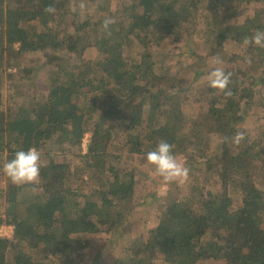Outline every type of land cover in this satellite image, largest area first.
<instances>
[{"label": "trees", "instance_id": "1", "mask_svg": "<svg viewBox=\"0 0 264 264\" xmlns=\"http://www.w3.org/2000/svg\"><path fill=\"white\" fill-rule=\"evenodd\" d=\"M49 5L54 13L44 11ZM116 6L0 0V227H13L11 238L0 236V264H77L85 248L80 238L100 233L134 234L125 258L114 264H264V125L254 139L242 126L246 110L264 115V105H253L264 89V48L243 43L264 31V0H120ZM203 12L207 29L199 26ZM131 41L137 59L127 54ZM231 43L245 49L248 66L224 68L232 74V96L209 84L198 90L206 99L204 117L188 118L184 109L204 74L195 70L204 61L196 49L205 45L209 57L227 59ZM91 49L96 56L85 57ZM190 49L185 61L157 59H180ZM30 56L41 64H29ZM33 75L44 83L18 98L14 83ZM238 131L245 139L236 146L231 138ZM162 140L191 170L180 185L185 194L141 198L129 160ZM31 147L42 153L40 182L14 185L3 165ZM192 171L199 176L193 179ZM138 201L164 204L158 224L139 235L132 223Z\"/></svg>", "mask_w": 264, "mask_h": 264}, {"label": "rangeland", "instance_id": "2", "mask_svg": "<svg viewBox=\"0 0 264 264\" xmlns=\"http://www.w3.org/2000/svg\"><path fill=\"white\" fill-rule=\"evenodd\" d=\"M119 1L120 0H107V2H109V4L111 5V11H115L117 7L116 5ZM206 15L207 13L203 12L199 16V21H200L199 26L202 29H207L205 25ZM132 40L135 41L134 38H132ZM134 41H131L128 44L129 47L127 54L137 59L138 46L137 43ZM181 47H184V44H182ZM203 49L209 51V49L206 48L205 45L199 46V48L196 49V52H198L199 55L203 56L204 61L203 63L200 64L199 68L197 67L195 68V70L201 71L204 74L198 80L195 87L192 89V94L189 98L190 101L187 102V106L184 109L188 118L197 121L201 120L204 117L205 113L207 112L206 99L200 95V91L201 92L202 90L205 91L204 89L208 87L209 85L207 79L208 76H206L205 73L211 71L213 68V65L210 63L211 57H209L207 51ZM225 49H226L227 59H223L224 68H228L229 64L232 68L234 66L237 68L239 65H241L240 69L248 68V66L243 64L242 62L244 54L246 55L245 49L243 47L231 43L230 45H226ZM94 51L95 50L93 49L88 50L85 53V57L90 58L96 56V53ZM192 51L193 50L190 51L191 53L190 52L186 53L187 56L184 55V57L180 59L171 58V57L164 59L162 56L157 59L162 63L163 62L176 63L178 60L185 61L187 60L190 54H193ZM37 61L40 62L41 64L42 60H40L38 56H30L28 58L29 64ZM192 61L196 62L198 61V59L194 58L192 59ZM8 72H13V70H8ZM30 79H22L20 81L17 80V83H14V85L16 86L15 90L16 92H18L17 93L18 98H20L19 97L20 92L26 91L28 93H34L35 88H40V86L44 83L39 75H33L31 76ZM37 85L39 87H37ZM261 89L262 91L257 96V101L253 104L254 107L264 105V89L263 88ZM7 95L5 94L6 97ZM245 117L246 120L242 126L245 127L246 132L249 133L248 136L254 139L257 136L258 129L260 128V126L263 127L264 125V115L251 114L246 110ZM89 141H90V135H86L81 145V150L83 154L87 152V146L89 144ZM216 141L217 139L215 140V138H212L211 141V145H213L212 147L215 146L214 144L216 143ZM70 150H71L69 153L70 161H72L73 165L76 166L79 165L80 163L79 158L73 155L74 150L72 149ZM129 163H131L138 171L139 184L137 191L138 193H141L140 194L141 198L143 197V194H148L157 191L159 192V194H161V196L165 195V197L171 195L172 197L178 196L180 198L183 194H185L184 188L180 186L181 183L164 184L161 178L155 174L154 168L147 163L146 156L143 155L132 156L129 160ZM198 176L199 174L197 172H194L192 178L194 179L197 178ZM139 203L140 202L138 201V204ZM163 207H164L163 202L161 203L158 202L156 204H149L147 206L142 205L140 203L137 206L136 212L132 219L134 233L135 234L137 233L139 235L143 231V229L155 227L159 222V216L162 212ZM5 228L6 229L1 232L3 234V237L11 238L13 236V230L9 229V226H5ZM133 235L134 234L131 235L126 234L125 236L119 239H117L116 237H114L112 234L109 233L83 235L80 239L85 243V248H83L79 252V254H77V264H114L115 261L124 259L126 255L125 245L127 244L128 240H132ZM219 264H223V263H219Z\"/></svg>", "mask_w": 264, "mask_h": 264}, {"label": "clouds", "instance_id": "3", "mask_svg": "<svg viewBox=\"0 0 264 264\" xmlns=\"http://www.w3.org/2000/svg\"><path fill=\"white\" fill-rule=\"evenodd\" d=\"M84 7L83 4L80 5ZM75 8H73V11ZM46 13H54L56 9L49 5L44 9ZM112 23L110 19L104 21L105 29ZM245 45H255L264 48V31L256 30L251 37H245ZM250 63V61H248ZM210 63L213 65L208 74V82L212 88L221 91L226 98L232 96L229 88L231 82V73L226 72L223 67V59L219 56H212ZM245 139L243 131H238L231 142L238 146ZM174 145L167 141H160L154 150L146 154V161L154 168V172L159 176L164 184L184 183L189 179L190 169L174 154ZM43 165L42 153L36 148L31 147L28 150H19L14 158L3 165V173L14 185H37L40 182V172Z\"/></svg>", "mask_w": 264, "mask_h": 264}, {"label": "built area", "instance_id": "4", "mask_svg": "<svg viewBox=\"0 0 264 264\" xmlns=\"http://www.w3.org/2000/svg\"><path fill=\"white\" fill-rule=\"evenodd\" d=\"M6 228H5V226H2L1 228H0V236H2L3 237V234L1 233L3 230H5ZM9 229H12L13 230V227H11V226H9Z\"/></svg>", "mask_w": 264, "mask_h": 264}]
</instances>
